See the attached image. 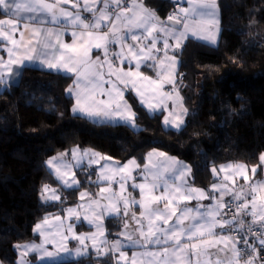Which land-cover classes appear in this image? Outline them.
Returning <instances> with one entry per match:
<instances>
[{"label":"snow or ice","instance_id":"snow-or-ice-1","mask_svg":"<svg viewBox=\"0 0 264 264\" xmlns=\"http://www.w3.org/2000/svg\"><path fill=\"white\" fill-rule=\"evenodd\" d=\"M189 3L191 8H181L180 14L170 15L167 20L171 24H168L159 20L141 0H131L130 4H126L125 0H0V10L6 17L0 19V40L6 42V47L11 45L7 48V61L0 57V81H4L5 76H12L14 65L22 66L26 60L43 57L41 62L49 69L75 74L74 85L67 90L75 93L73 111L88 116L119 117L134 125L135 113L126 102L121 103L122 89L129 86L137 91L149 109L166 107V100H174L182 108L178 94L174 97L173 93L163 92L165 83L174 84L176 59L168 56V50L180 48L190 30L193 35H198L207 24L215 22V0H189ZM69 4L71 9L65 7ZM84 12L90 15L85 16ZM22 13L29 15L22 18ZM46 18L57 25L64 21V27L72 29V43H64L60 39L63 35L61 31L37 26L48 23ZM175 25H182V30L178 31ZM137 29L142 30L140 35L135 34ZM161 36L164 37L163 46L158 48ZM169 38L175 41L174 45H170ZM129 39L136 43H129ZM144 40L149 43L144 44ZM110 44H119V51L110 54ZM94 48L102 51L103 60L99 56L92 58ZM161 51L164 52V59L155 55ZM125 62L132 66L125 69ZM142 64L156 69L157 79L145 76L140 71ZM146 92L152 94L151 98H146ZM102 96L107 99H99ZM183 114H186V109L182 112H169L164 123L180 127ZM64 155L47 161V164L54 168L57 177L65 185L71 187L79 181L74 179L72 165L64 161ZM84 155L97 157L89 161L96 164L101 159H110L100 157L97 153L86 152ZM153 156L164 157L165 154L149 153V163L145 165V183L132 185L139 189L140 200H130L125 195V183L133 179L132 170L139 167L135 160L116 168L107 164L101 166L100 180L111 181L119 176L120 194L112 192L110 187L101 188V198L105 203L89 199V214L84 217L90 224H95L96 232L76 235L69 225L67 231L73 232L72 238L84 248L87 247L85 242L91 240L98 254L115 251L119 254L116 264H121V261L125 264H241V261L243 264H254L253 255L247 258L243 256V249L238 247L240 239L233 237L231 232L225 234L223 231L217 232V229H232L233 225L243 229L246 227L245 216L252 217L251 223L247 225L248 232L253 231L251 224H259L264 229V181L252 180L245 165L221 166L219 172H225L226 169L232 171L226 172L220 183L212 185V192L217 195L210 197L204 190L188 185L186 177L191 169L187 165L171 158L157 163L153 161ZM73 158L80 163L82 157H78V150L73 151ZM260 159L264 163V155ZM212 171L219 175L216 168ZM251 173L254 177L256 167L251 169ZM236 177L244 179L247 191L243 188L238 190ZM44 192L51 193L48 197L51 200L60 199L55 190L47 185ZM106 192L109 195L103 196ZM225 196H231L232 201L226 202ZM86 197H90V194L80 193L82 201ZM204 199H212L214 203L208 206H189L192 200ZM131 205H139V216L135 213L130 215ZM67 212L69 217L76 215L79 218L76 209L69 208ZM229 212L232 215L226 218ZM105 213L126 217L120 235L129 246H137L144 251L134 253L129 260L119 240L114 241L110 248H101L99 244L107 243L104 239L99 244L97 242L98 236H105L102 224ZM50 220L56 223L52 224ZM51 228H55L54 234L49 231ZM36 231L44 237L42 244L15 246L21 250L20 264H29L24 257L30 251L39 252L41 259L54 258L61 252L69 251L65 243L68 236L65 235L60 216L45 218L42 224L36 225ZM259 243L264 247V233L259 236ZM48 244H55V250L49 251L46 247ZM153 245L157 247H149ZM244 245L251 249V253H256V248L249 245L247 240H244ZM76 254L81 255L82 249H77Z\"/></svg>","mask_w":264,"mask_h":264},{"label":"trees","instance_id":"trees-1","mask_svg":"<svg viewBox=\"0 0 264 264\" xmlns=\"http://www.w3.org/2000/svg\"><path fill=\"white\" fill-rule=\"evenodd\" d=\"M148 1L162 18L176 4ZM218 5V43L190 38L175 50L187 113L179 129L165 125L164 112L149 114L131 92L135 125L75 115L67 91L73 77L40 68L26 67L22 81L0 88V264H17L15 246L40 240L35 232L40 220L98 186L95 166L76 168V187L63 186L49 168L47 161L74 147L98 150L120 163L131 158L142 163L147 152L161 150L182 159L192 183L206 189L215 181L212 169L229 162L257 166L262 176L264 0H218ZM45 185L58 188L60 200L47 198ZM106 225L115 234L122 219L109 217ZM41 264H116V259L112 253L92 254Z\"/></svg>","mask_w":264,"mask_h":264},{"label":"crops","instance_id":"crops-1","mask_svg":"<svg viewBox=\"0 0 264 264\" xmlns=\"http://www.w3.org/2000/svg\"><path fill=\"white\" fill-rule=\"evenodd\" d=\"M172 1H174L176 3H181V6L178 8L179 14H180V9L181 8H191V4L189 3V0H172ZM130 2L128 4H130ZM141 2L143 3V5L148 10L154 12L156 17H158V14L155 11V7L152 4V1L150 2L148 0H141ZM215 5H216L215 10H214L215 11V16H214V21L215 22L211 23V24H207L205 29L202 32H200L198 35H193L192 31L190 30L187 33L186 39H184L181 42V46L190 38L197 39V40H200V41H203V42H206V43H210V44L218 43L219 38H220V32H221V27H220V19L221 18H220V9H219V5H218V0H215ZM65 7L71 9V5L70 4L69 5H65ZM0 11H2V10H0ZM27 15H29V14L22 13V18L24 16H27ZM83 15L89 16L90 14L87 13V12H84ZM169 16H170V14L165 19L167 20V18ZM3 18H6V17L2 13L0 15V19H3ZM46 19L48 20V23L43 24V25H37V26L43 27L45 29L52 28L54 31H57V30L61 31V32H63V35L61 36L60 39L64 43H68V44L72 43V41H73V37L71 36L72 29L71 28H65L64 27V23H65L64 21H61V24L57 25V24H53L51 22L50 18H46ZM193 19H197V18H193ZM165 23H167V22H165ZM175 28L178 31L182 30V25L175 26ZM141 32H142V30H139V29L135 30V34H137V35H140ZM25 35L27 37L28 34L26 33ZM128 35L130 36L131 33H129ZM18 38H19V33H17V39ZM163 39H164V37L161 36V38H160V40H159V42L157 44L158 48H162ZM128 42L129 43H136V42H132L130 39L128 40ZM143 43L147 44V43H149V41L144 40ZM169 43H170V45H174L175 41L173 39L169 38ZM5 45H6V42L3 41V40H0V57H2L5 61H7V59H8L7 48L11 47V45H7V47ZM119 49H120V45L119 44H110L109 45L110 54L113 53V52L119 51ZM176 49H178V48H170L168 50V56L169 57L174 56L175 59H176V65H175V70H174V74H173L174 84L165 83L163 85V92H165V93H173L174 97H175L176 94H178V96L181 98V102H182V108L180 110V112H182L183 110H185V107H184V104H183V98H182V96L180 94V91H179V88H178L179 70H180V66H181V60H180V58L178 56L175 55V50ZM49 51H52V50H49ZM37 52L39 53L40 49H38ZM155 55L159 59H164V52L163 51H161L159 53H156ZM91 56H92L93 59H95L97 56H99L101 60L104 59L102 51L97 50L95 48L92 50ZM42 59H43V57H40L39 59H33L31 61L26 60L24 62V65H22V66L14 65L13 66V74H12V76H5V80L4 81H0V88L3 87V86L11 85V84H17L20 81H22L23 78H24L23 71H24V68H26V67L40 68V69H44L46 71H51V72H56V73H61V74H64V75L72 76L73 77V84H72L71 87H73L74 80H75V74L67 73V72H64L63 70L57 71V70H54V69H49L45 64H43L41 62ZM130 66H132V65H129L127 62H125V64L123 65V67L125 69H127ZM145 68H146V66H144L142 64L140 71L143 72L145 76H149L152 79H157V71H156V69L148 67V69L145 70ZM17 73H19V74L17 75ZM105 87H109V86L105 85ZM122 90H123V101H121V103L126 102L127 105L130 106L131 111L133 113H134L133 106H132L131 102L128 99L129 92H131V94H133L135 96L137 101L141 104V106H143L145 108V110H147V112L149 114H154V113H157V112H164V117H166V116H168L169 112H172V110H174L176 107H178L174 103V100H166L165 101L166 107L165 106H161V107H159V108H157L155 110H152V109L148 108L146 103H143L141 101V98L138 95L137 91L135 89L131 88V86H129L127 88H123ZM70 94H71V96L73 98L72 112L75 115L83 116V117H86V118H89V119H95V120H101V121L103 120V121L109 122V123H128L127 121H125V120H123V119H121L119 117L109 118V117H104V116H88V115H85L84 113H81V112H78V111H73V108L75 107V104H76V98H75V93H70ZM145 96H146V98H151L152 94L149 93V92H146ZM99 99H107V97L106 96H102V97H99ZM152 102L155 103V100L153 99ZM178 108L180 109V107H178ZM170 127L176 128L174 125H172ZM74 150H78V157H82V159L80 160V163H77L76 159H74L75 161L71 163L72 171L75 173V168L86 167V166H95L97 168V172H98L97 179H96L98 186L95 189H93V190H82L81 191V193L82 192H87V193L90 194V197H86L84 201L79 199V202L77 204H74V205H71V206H67L61 212H57V213H52V214L46 215L45 218H52V217H55V216H60L62 218V221H63V224H64L65 235L68 236V239L65 241V243L67 244V248L69 249V251L68 252H61V254L59 256H56V257L52 258L54 260L53 262H55V263H56V261L59 262V261L66 260V259H79L81 257L89 256V255H92V254L98 255V256L106 255V254H103V253L98 254L97 251H96V248H94L92 246V241L91 240H87L85 242L86 245H87L86 248L82 247L76 239L72 238L73 232H68L67 231L68 226L71 225L72 228H73V231H74V233L76 235H91V234L95 233L96 232L95 224H90L87 220L84 219L85 215L89 214V210L87 209V201L89 199H96V200H100L101 204L105 203V201L101 198V194H100V189L101 188L110 187L112 192H115L117 195L120 194L119 176L115 177L111 181H102V180H100L101 166L102 165L107 164V165H110L112 168H116V167L128 164V162L131 161V160H135L136 164L139 165V167L134 168L132 170L133 179H129L125 183V189H126L125 195L128 196V198L130 200L131 199H135V200H140L141 199V195H140L139 189L134 188L132 185H133V183H137V184L138 183H145V181H144V175L146 174L145 165H147L149 163V159H148L149 153H154L155 152V153H164L165 154L164 157H160V156H153L152 157L153 161L157 162V163L164 161L165 158H171L172 160L178 161L180 164L187 165L179 157L167 154V153L162 152L161 150H157V149H152L149 152H147V154L145 156V160L142 163L138 162V160L135 159V158H131L130 160H128V161H126L124 163H120L117 160L109 157L108 155H105V154L101 153L98 150L89 149V148H83V147H79V146H77L75 148H72L70 152L65 153L66 155L63 156V158L67 159L68 157H73V151ZM86 152L89 153V154L97 153V154H99L100 157H105V158H110V159H101L98 164L90 163L89 162L90 159L94 160L97 157H94V156H91V155H84V153H86ZM238 164H242V165L247 166L248 175H249V177L252 180H254L256 182L264 181V165H263L262 176L261 177H257L256 174L253 177L252 173H251V169L253 167H255V166L250 167V166H248V165H246L244 163L229 162V163L222 164V165H220L218 167H215V168L219 172L221 166L238 165ZM51 170H53V169H51ZM230 171H232V169H226L225 172H219V175L214 173L215 181H214L213 184L220 183L222 177L226 174V172H230ZM257 172H258V169H257V166H256V173ZM74 179L76 181H79L77 179V177H76V174H75ZM186 179H187L188 185H190L191 187L196 188V189L204 190L206 193H208V195L210 197L217 195L216 193L212 192V185L213 184L207 189L199 187L196 184L192 183V181H191V173L187 175ZM238 181L241 182L240 185H237L238 190L240 188H243L245 191H247V187L248 186L245 183L244 179L242 177H236V184H237ZM78 185H79V183L78 184H73L71 187H76ZM108 195H109V193H107V192L103 194V196H108ZM227 197H229V196H225L224 199L227 198ZM212 203H214V200H212V199H204V200H199V201L198 200H192L189 206L195 207L197 204H203L205 206H208V205H210ZM82 204L85 205V207H83V208L79 207ZM69 208L76 209L77 212L79 213V218H77L76 215H73L72 217H69L68 216V212H67V210ZM140 212H141V208L139 207V205H131L130 206V209H129L130 215H131V213H135L137 216H139ZM109 217H114V216H110L107 213H105L104 217H103V220H102L105 236L104 237H99V236L97 237L98 244H99V241L102 240V239L107 241L106 244H99V246L101 248H110L114 241L119 240V241H121L123 243L124 247L122 248V251H124L127 254V257H128L129 260L132 258L134 253H139V252L144 251V249H142L140 247L129 246L127 241L125 240V238L120 235L121 231L123 230V221H124V219H127L126 217H124V218L120 217L122 219V227L120 228V230H118V232L115 233V234L114 233L112 235L109 234V231H108V228H107V225H106V221H107V219ZM44 219L40 220L37 224H42ZM50 222L52 224L56 223L55 220H50ZM49 231H51L54 234L55 233V228H51V229H49ZM220 231H223L225 234H228L229 232H231V235L233 237H235L233 235L231 229H229V228H225L223 230L217 229V232H220ZM35 232L40 237V240L38 242H36V243L42 244L43 241H44V237L41 236L36 231V226H35ZM263 233H264V229H263ZM49 238H51V237H49ZM29 243H33V242H29ZM46 247H47V249L49 251H54L56 245L55 244H48V245H46ZM149 247L150 248H155L157 246L153 245V246H149ZM238 247H239V245H238ZM77 249H82V254L81 255H77L76 254V250ZM110 253H112L115 256V259H116V262H117V257H118L119 254L116 253L115 251L108 252L107 254H110ZM37 256H38V253L31 254L30 255V259L33 260V259L37 258ZM48 261H51V260H48ZM48 261H41L40 263H49ZM121 264H125V262L121 261ZM254 264H258V263L254 262ZM262 264H264V262Z\"/></svg>","mask_w":264,"mask_h":264},{"label":"built area","instance_id":"built-area-1","mask_svg":"<svg viewBox=\"0 0 264 264\" xmlns=\"http://www.w3.org/2000/svg\"><path fill=\"white\" fill-rule=\"evenodd\" d=\"M131 0H125L126 4H128ZM176 3V2H175ZM181 6V3H176L175 7L171 9L170 11V15H174V14H179L178 8ZM226 202L228 201H232V197H229L227 199H225ZM232 207L234 210L235 207V202L233 201L232 203ZM227 211V209H226ZM232 215V212L228 213V217L226 218H230ZM245 220V224L246 227L241 229L238 228L236 225H233V228L231 229L233 235L236 238L240 239V245L239 247H241L243 249V256L245 258H247L248 255H253L254 257V262L258 263V264H262L264 261V247H262L259 243V236L261 235V233H263V229L260 227L259 224H251L252 227V232H248L247 231V225L251 223L252 221V217L251 216H245L244 217ZM244 240L248 241L249 245H253L256 248V253H251V249L246 247L244 245ZM243 264V261H242Z\"/></svg>","mask_w":264,"mask_h":264},{"label":"rangeland","instance_id":"rangeland-1","mask_svg":"<svg viewBox=\"0 0 264 264\" xmlns=\"http://www.w3.org/2000/svg\"><path fill=\"white\" fill-rule=\"evenodd\" d=\"M180 110H181V108L179 109L178 107H176L174 110H172V112H180ZM186 116H187V113L184 115H182L181 116V119L183 120V124L185 123V120H186ZM165 118V117H164ZM164 118H163V122H164ZM183 124H181V126L180 127H176L175 129H179V128H181L182 126H183ZM166 126H172L171 124H165ZM75 148V147H74ZM55 158H57L56 156H55ZM51 159H54V158H51ZM50 159V160H51ZM64 159V161L65 162H68V163H72V162H74L75 160H74V158L73 157H68L67 159L66 158H63ZM49 166V165H48ZM49 168H51V169H53L52 171L55 173V170H54V168H52L51 166H49ZM75 170H76V168H75ZM62 183H63V181H61ZM50 189H54L55 190V194L56 195H58V196H60V198H61V195H60V192H59V189L58 188H56V187H54V186H51V185H47ZM63 186H65V187H68L67 185H65L64 183H63ZM46 195H47V198L51 195V193H45ZM51 200V199H50ZM60 200V199H59ZM54 201H56V200H54ZM38 244V243H36V242H33V243H22V244H19V245H24V244ZM18 251H19V256H18V259H17V264H20V259H21V256H20V249H18ZM36 253H38V256H37V258H35V259H30V255L31 254H36ZM24 259L25 260H27L28 262H29V264H41L40 262L41 261H48V260H51V261H48L49 263H55V262H53L54 260L52 259V258H44V259H41L40 258V253L39 252H28V254L24 257ZM56 262H58V261H56Z\"/></svg>","mask_w":264,"mask_h":264},{"label":"water","instance_id":"water-1","mask_svg":"<svg viewBox=\"0 0 264 264\" xmlns=\"http://www.w3.org/2000/svg\"><path fill=\"white\" fill-rule=\"evenodd\" d=\"M158 18H159V20H161V21H164V22H167L168 24H171V22H169L168 20H166L165 18H161V17H159L158 16ZM175 26H180V25H175ZM62 154H65V153H58L57 154V157H60ZM65 156V155H64Z\"/></svg>","mask_w":264,"mask_h":264}]
</instances>
